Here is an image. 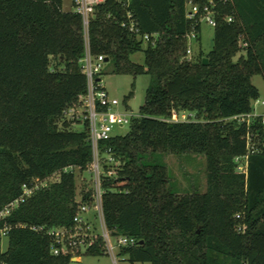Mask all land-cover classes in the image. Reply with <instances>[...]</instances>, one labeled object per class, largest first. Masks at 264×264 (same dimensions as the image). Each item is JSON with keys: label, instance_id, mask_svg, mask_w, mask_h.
<instances>
[{"label": "trees", "instance_id": "trees-1", "mask_svg": "<svg viewBox=\"0 0 264 264\" xmlns=\"http://www.w3.org/2000/svg\"><path fill=\"white\" fill-rule=\"evenodd\" d=\"M189 1L199 6L193 20L186 17ZM206 4L105 0L89 19L92 56L103 55L116 74L150 76L129 131L99 142L121 161L117 175L102 180V209L111 236L138 240L120 250L131 264H264V124L259 116L249 127L232 118L251 112L259 97L251 78L264 77V0H215L212 49L188 59L186 34L200 33ZM74 5L0 0V209L24 183L60 172L6 218L12 229L0 264H70L73 255L52 252L47 229L71 226L79 204L91 201L90 189L77 200L75 174L92 161L88 122L81 131L65 118L58 126L87 94L86 38ZM127 13L142 34H151L148 41L123 26ZM137 51L144 52L142 63L131 59ZM133 89L134 83L126 108ZM181 112L197 120H167ZM248 132L254 151L242 172L235 157L247 153ZM158 154L203 155L205 191H173ZM84 254H105L101 237Z\"/></svg>", "mask_w": 264, "mask_h": 264}, {"label": "built area", "instance_id": "built-area-1", "mask_svg": "<svg viewBox=\"0 0 264 264\" xmlns=\"http://www.w3.org/2000/svg\"><path fill=\"white\" fill-rule=\"evenodd\" d=\"M105 0H74L73 10L79 13L82 17V23L86 38V51L84 57L81 59L82 69L87 79V94L84 103H73L67 110L64 111V117L70 119H77L87 121V130L92 148V161L88 166L87 171L92 175L91 201L82 202L78 206V210L73 217V224L69 227H54L47 229L48 233L52 235L54 243L52 252L54 254H75V252L86 251L94 244L97 237H101L102 247L105 254L111 256L112 264H121L128 261L127 256L120 254L123 247H134L138 244V240L134 236L119 235L117 237L111 236L106 228L102 209V194L101 186L104 177L116 176L121 165V161L114 157L111 147H107L105 151H101L99 142L101 140H108L116 133L113 132L115 127H122L124 124H130L133 120L139 117V113H128L126 110H120V102L117 98L111 97L99 77L102 71L105 58L103 55L92 56L88 47V24L91 14L95 7ZM226 1V0H225ZM215 0H208L205 6V11L200 14L199 21H206L209 25L215 26L216 20L214 18ZM199 13V6L196 3L189 1L186 8V17L190 20L196 18ZM127 21L123 22L130 33L143 39L145 42L151 38V34H142L137 27V22L132 18L131 13H127ZM232 16L227 17V21H232ZM199 33L195 28L186 34L187 47L185 56L188 59L193 57L192 44L197 40ZM258 103L259 99L253 101ZM252 103V105H253ZM264 104V101H261ZM124 109H127L124 106ZM261 117V122L264 124V115L256 114L255 109L249 113H243L233 116L239 123H245L247 127L256 117ZM168 121H193L197 120L194 113L181 112L173 113ZM247 153L242 156H236L235 162L237 169L246 172L248 154L254 151L251 135L246 134ZM101 153L105 158H101ZM72 166L65 167L64 171L73 170ZM59 171L54 172L46 178H33L29 183L22 185V192L20 195L0 209V252L4 251L2 247L3 238L8 239V234L12 229V225L6 221V218L13 212V210L26 198L31 196L35 191L47 187L50 183L59 179ZM82 195L77 200L80 202ZM20 226L25 227V224ZM33 230L44 231L45 228L41 225L30 226ZM114 238V240H113ZM129 262V261H128ZM130 263V262H129Z\"/></svg>", "mask_w": 264, "mask_h": 264}, {"label": "rangeland", "instance_id": "rangeland-1", "mask_svg": "<svg viewBox=\"0 0 264 264\" xmlns=\"http://www.w3.org/2000/svg\"><path fill=\"white\" fill-rule=\"evenodd\" d=\"M73 0H63V8L68 10L71 8ZM214 27L209 25L206 21L201 22V30L199 33V39L192 44L193 54L196 56L203 52L207 53L213 46ZM194 56V55H193ZM131 59L135 62L142 63L144 60V52L137 51L131 55ZM101 80L106 90L111 97H115L119 100L120 110H126L128 113H138L139 107L144 102L145 90L149 83L150 76L148 74H139L135 78L129 74H116L113 72V66L111 62H106L102 67ZM252 83L259 90V102L253 103L256 114L264 115V77L261 74L253 75ZM134 83V89L132 96L128 99V108L124 109L123 99L132 90V84ZM74 120L71 124V128L75 131H81L84 129V121H77V119H70L63 117L59 120L58 126L61 127L63 119ZM130 129V124H124L122 127H115L113 132L116 134H125ZM101 158H105V155L101 153ZM156 159L167 165L168 171L171 177L172 190L175 192H204L206 189V159L203 155H190V154H158ZM76 194L77 198L92 187L91 174L88 171H79L76 169ZM114 240V238H113ZM8 240L3 238L2 247L7 248ZM76 257L77 259H73ZM71 258L70 264H112L111 256L109 254H102L99 256H92L84 254L82 252H75ZM121 264H131L128 261H124ZM135 264H151L150 262H137Z\"/></svg>", "mask_w": 264, "mask_h": 264}, {"label": "water", "instance_id": "water-1", "mask_svg": "<svg viewBox=\"0 0 264 264\" xmlns=\"http://www.w3.org/2000/svg\"><path fill=\"white\" fill-rule=\"evenodd\" d=\"M105 61H107V58H105ZM203 62L206 63L207 62V58H204Z\"/></svg>", "mask_w": 264, "mask_h": 264}, {"label": "crops", "instance_id": "crops-1", "mask_svg": "<svg viewBox=\"0 0 264 264\" xmlns=\"http://www.w3.org/2000/svg\"><path fill=\"white\" fill-rule=\"evenodd\" d=\"M73 259H77V258H76V257H73L72 260H73Z\"/></svg>", "mask_w": 264, "mask_h": 264}]
</instances>
